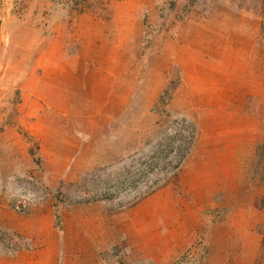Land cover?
<instances>
[{"label": "crops", "instance_id": "0c3cea01", "mask_svg": "<svg viewBox=\"0 0 264 264\" xmlns=\"http://www.w3.org/2000/svg\"><path fill=\"white\" fill-rule=\"evenodd\" d=\"M164 2L0 0V264H112L120 246L143 264L148 247L156 264H264V3ZM183 125L172 177L199 218L164 243L182 207L163 190L117 208L83 184Z\"/></svg>", "mask_w": 264, "mask_h": 264}, {"label": "rangeland", "instance_id": "374dc122", "mask_svg": "<svg viewBox=\"0 0 264 264\" xmlns=\"http://www.w3.org/2000/svg\"><path fill=\"white\" fill-rule=\"evenodd\" d=\"M211 1L189 0L187 4H191L193 8L200 11L211 8L209 5L212 3ZM250 1L252 2V0ZM262 2L264 3V0ZM187 4L185 0H166L162 9L181 14L186 12ZM251 4L252 7L255 6L254 2ZM256 5H258L257 2ZM187 130L186 125L164 128L159 134L153 135L147 146L136 156L128 159L126 166L104 167V173L95 174L91 180L84 182V188L91 190L92 197L110 201L117 208L130 204L139 194L163 190V202H169L170 206L178 202L182 207L180 216L177 213H164V229H167V240H164V243L176 239L183 228L194 226L199 218V214L194 212L191 206L190 199L187 198L186 201L182 193L178 192L177 183L180 177H172L179 168V171L184 168L183 165L191 154L187 146L192 145L193 141L187 137ZM156 144L158 146L155 150ZM219 200L218 198L212 200V212L217 210ZM222 205L224 204L222 203ZM213 207L216 210H213ZM179 217L180 219H178ZM178 229H181L180 232ZM123 253H125L124 256ZM150 253L154 254V257L156 256L155 259H159L160 252L158 250L155 251L154 248L148 247V254ZM112 254L116 257L121 255L112 264H143L131 261L132 258L130 259L129 256L132 254L125 246L114 248ZM154 257L147 264H154Z\"/></svg>", "mask_w": 264, "mask_h": 264}, {"label": "built area", "instance_id": "2783aa9c", "mask_svg": "<svg viewBox=\"0 0 264 264\" xmlns=\"http://www.w3.org/2000/svg\"><path fill=\"white\" fill-rule=\"evenodd\" d=\"M27 206H28V204H27V200L24 198V197H22L21 199H19L18 201H17V204H16V208L18 209V210H24L25 208H27Z\"/></svg>", "mask_w": 264, "mask_h": 264}]
</instances>
